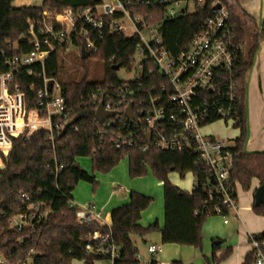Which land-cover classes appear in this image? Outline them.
I'll use <instances>...</instances> for the list:
<instances>
[{
	"label": "built area",
	"instance_id": "2783aa9c",
	"mask_svg": "<svg viewBox=\"0 0 264 264\" xmlns=\"http://www.w3.org/2000/svg\"><path fill=\"white\" fill-rule=\"evenodd\" d=\"M204 5L205 0H105L80 12L71 8L59 13L43 11L40 22L30 25L24 35L29 51L20 53L16 41L0 47V170L5 168L4 159L13 139L44 131L52 140L72 120L60 82L44 74L47 57L55 54L58 60L71 49L80 56L81 47L87 58L93 57L105 35L118 32L133 41L130 68H120L132 72V76L129 80L118 79L117 84H98L90 91L94 111L101 105L104 111L114 113L101 124L95 118L99 143L106 139L116 149L137 147L142 152L150 148L192 150L210 176L223 208L237 215L239 205L229 182L233 165L230 146L202 133L201 127L212 118L230 122L232 127L237 122L236 77L246 42L238 38L228 8L219 1L209 3L211 11L201 30L177 54L163 45L160 22L151 20L158 9H162L164 19L173 20L198 12ZM216 5L220 8L215 9ZM144 8L153 10L141 13ZM189 8L193 11L189 12ZM126 29L129 35L124 34ZM114 62L115 56H111L108 63ZM33 66L42 70V87L36 92L34 107L27 110L25 95L14 81L23 70L32 74ZM129 106L134 119L125 115ZM70 127L77 129L74 124L67 129ZM208 197L212 200L211 192ZM20 198L26 203L25 210L9 220L8 228L15 232L34 231L46 221L50 210L42 202H30L24 193ZM69 207L76 208L75 218L81 225L97 224L100 219L88 205L76 206L71 200ZM110 235L94 230L86 236L84 250L113 264L119 253ZM249 243L253 264H264V240L250 236ZM159 250L158 245L147 246L150 255ZM137 260L141 264L138 255ZM0 264L10 263L0 255ZM17 264L33 263L26 259Z\"/></svg>",
	"mask_w": 264,
	"mask_h": 264
},
{
	"label": "trees",
	"instance_id": "16d2710c",
	"mask_svg": "<svg viewBox=\"0 0 264 264\" xmlns=\"http://www.w3.org/2000/svg\"><path fill=\"white\" fill-rule=\"evenodd\" d=\"M11 1L0 0V47L16 41L20 53L30 50L26 41L20 40V35H25L30 25L40 22L43 11L59 13L71 8L80 12L99 2L43 0L38 7L13 8ZM212 1H219L228 8L238 38L244 43L247 42L246 53L242 57L236 77L237 101L234 117L237 122L233 127L239 129V135L233 139L229 148L233 163L229 182L235 195L237 185L243 191L249 190L252 179L258 180L259 186L264 187V152L246 153L243 150L246 137L245 73L251 64L259 39L264 37V22L261 31H258L253 19L239 9L238 0H230L231 3L229 0H205V5L200 11L173 20L164 19L162 9H158L151 20L160 22L159 31L163 45L170 53L177 54L185 43L201 30L204 19L211 11L208 5ZM152 10L144 8L141 13H150ZM132 49L133 41L121 33L106 34L99 43L98 52L93 56L103 63L105 79L98 83L88 82L86 77L79 81L60 82L61 95L71 112V118L76 120V130L70 127L62 137L54 135L52 140L44 131H36L27 138L12 140L9 154L4 159L5 168L0 170V255L10 264H17L26 259H31L33 264H71L73 260L94 264L95 260H105L103 256L88 254L84 250L85 238L94 230L111 233L110 242L119 253L113 264H140L137 260V248L130 236H142L157 229L156 224L147 228L138 224L141 212L149 206L152 198L130 192L129 202L111 211L109 227L96 223L89 226L79 224L75 218L76 208L69 207L71 192L79 181L91 183L95 190L97 180L94 173H88L77 164L78 157H90L93 172L107 173L126 156L129 178L141 177L150 171L156 180L162 183V244L188 245L200 250L201 227L206 218L218 215L217 210H220L221 216H230L223 208L210 176L203 165L198 163L197 155L192 150L168 152L150 148L142 152L137 147L116 149L106 139L99 143L95 111L89 99L90 91L98 84H117L118 78L113 67L130 68L128 58ZM111 56H115L112 65L108 63ZM32 68V74L23 70L14 81L25 95L27 110L34 107L36 92L42 87L41 68ZM60 71L57 57L50 54L44 67L45 76L57 79ZM216 120L212 118L208 123ZM171 172L178 173L180 177L191 172L194 177L192 191L187 193L172 185L167 178ZM210 192L212 200L208 197ZM21 193H24L30 202H42L44 208L50 210L46 221L34 231L15 232L8 228L9 220L25 210L26 203L20 198ZM252 210L256 215L264 216V203L253 205ZM253 237L256 240H264V232ZM216 248L214 241L213 249ZM253 261V254L250 252L242 264H253Z\"/></svg>",
	"mask_w": 264,
	"mask_h": 264
},
{
	"label": "crops",
	"instance_id": "0c3cea01",
	"mask_svg": "<svg viewBox=\"0 0 264 264\" xmlns=\"http://www.w3.org/2000/svg\"><path fill=\"white\" fill-rule=\"evenodd\" d=\"M238 7L253 19V24L258 31H261L264 22V0H238ZM244 89L246 137L243 150L246 153L264 152V108H262L264 103V38L259 39L251 64L245 73ZM204 134L210 135L206 132ZM238 135L239 129H236L235 135H233L235 137L232 139ZM126 166L118 168L119 179H116L113 172H110L107 178L103 177L100 180V182L107 180L111 185L120 184L117 190H111L104 199L98 197V190L94 192L85 185H81L72 191L71 197L76 206H90L100 216L97 224L107 227L111 225V211L127 204L130 192H137L152 198V203L141 212L138 224L142 228L156 224L157 229L142 236H130L137 248V255L141 257V264H150V262L155 264H171L172 262H181L182 264H242L245 256L251 252L250 236L264 232V216L256 215L252 210L254 192L259 187L258 180L252 179L247 191H243L239 185L236 186V200L239 205L237 215H230L229 217L211 216L203 222L200 250L188 245L162 244L160 234L164 225L162 183L156 179L151 180L147 176L129 180L125 176L128 173V163ZM84 170L92 173L87 169ZM185 174L180 177L178 174L169 173L167 178L179 190L190 193L194 187V177L192 173L188 176ZM150 181H152V187L148 188L147 183ZM84 189L85 191H83ZM91 198H94L95 203L90 201ZM214 241L217 244L215 250L213 249ZM149 245H158L160 247L159 252L156 255H150L147 252Z\"/></svg>",
	"mask_w": 264,
	"mask_h": 264
},
{
	"label": "rangeland",
	"instance_id": "374dc122",
	"mask_svg": "<svg viewBox=\"0 0 264 264\" xmlns=\"http://www.w3.org/2000/svg\"><path fill=\"white\" fill-rule=\"evenodd\" d=\"M42 1L43 0H12L11 6L13 8H19L22 6L38 7L42 4ZM101 1H103V0H101ZM229 3H231L230 0H229ZM192 11H193V9L189 8V12H192ZM130 33L131 32L127 29L124 32V34H126V35H129ZM58 62L61 66V71L57 77V80L59 82H66V81L68 82L69 80L79 81L82 78L86 77L88 82L98 83V82H102L105 79V70H104L103 63L99 59H97L96 57H89L87 59L82 60L75 49H71V52L67 53L64 56V58H59ZM131 76H132V72H126L123 69H119L116 72V77L119 80H129V79H131ZM262 108H264V103L262 104ZM235 130H236V128L232 127L230 122L225 124V122L223 120H216V121L211 122V123H206V124H203L201 127L202 133H205V132L209 133L210 135H213L216 138L223 140V142L225 144H227L228 146H232V141H233L232 137H235V136H233V135H235ZM76 162L81 168L87 169L90 172L95 174L96 180H97V185H96V189L93 190V185L91 183H88L85 181H79L76 184V186L74 187L73 191L76 190L79 186L85 185L88 187V189L90 188V190L92 189L94 192L96 190H98V192H99L98 197L100 199H104L106 197V195L111 190H113V189L117 190L118 189L117 187L120 184L118 183V184L111 185L107 180H104L101 182H100V180H102L103 177L107 178V176H108V174H110V172H113L114 177L116 179H119L120 176L118 173V168H120L121 166L125 167L128 163V159L126 156L123 157L107 173H101V172H97V171L93 172L92 167H91V158L90 157H78ZM0 168H2V167L0 166ZM126 172H127V168H126ZM171 173L172 174H178L176 172H171ZM190 173L187 172L185 174V176H188V174H190ZM125 176H127L126 178H128L129 180L135 179V178H133V179L129 178L128 173H126ZM146 176H147V178H149L151 180L156 179L151 174L150 171H148V173L146 175L141 176V177L145 178ZM136 178H138V177H136ZM151 182L152 181L147 183L148 188L152 187ZM83 191H85V189ZM90 201L95 203L94 198H91ZM215 216H221V215H215ZM107 263L108 262L104 259H99V260L94 261V264H107ZM71 264H83V262L79 261V260H73Z\"/></svg>",
	"mask_w": 264,
	"mask_h": 264
},
{
	"label": "water",
	"instance_id": "95a60500",
	"mask_svg": "<svg viewBox=\"0 0 264 264\" xmlns=\"http://www.w3.org/2000/svg\"><path fill=\"white\" fill-rule=\"evenodd\" d=\"M220 8V5H216L215 6V9H219ZM20 39L23 40L24 39V35H20ZM81 55H80V58L82 60L86 59L88 57L87 53L84 51V49L81 47ZM114 70L118 69V66H114L113 67ZM51 85H52V82L49 81L47 86H48V89L51 88ZM114 113L113 112H106L103 110V108L100 106L97 107V109L95 110V118L97 120V122L99 124L102 123V121L105 119V118H108V117H111L113 116ZM125 115L130 118V119H134L133 115L131 114V110H130V106L126 109V112H125ZM75 119H72L70 122H68L65 127L63 128V130L58 134V137H62L66 131H67V128L69 126H71L72 124L75 123ZM147 139H149V135H147ZM212 181V180H211ZM254 205L255 206H259L260 204L264 203V187L263 186H259L255 192H254Z\"/></svg>",
	"mask_w": 264,
	"mask_h": 264
},
{
	"label": "bare ground",
	"instance_id": "6f19581e",
	"mask_svg": "<svg viewBox=\"0 0 264 264\" xmlns=\"http://www.w3.org/2000/svg\"><path fill=\"white\" fill-rule=\"evenodd\" d=\"M0 165H1V163H0ZM2 166V165H1Z\"/></svg>",
	"mask_w": 264,
	"mask_h": 264
}]
</instances>
